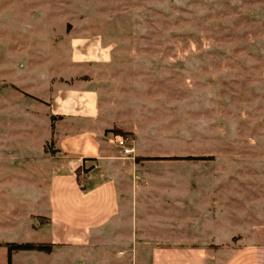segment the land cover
<instances>
[{
  "label": "crops",
  "instance_id": "0c3cea01",
  "mask_svg": "<svg viewBox=\"0 0 264 264\" xmlns=\"http://www.w3.org/2000/svg\"><path fill=\"white\" fill-rule=\"evenodd\" d=\"M65 47L62 59L53 49L0 58V234L26 228L44 241L17 243L51 246L13 251L8 263L0 236V264H33L37 253L51 264H264V185L239 204L231 170L140 169L191 155L119 153L113 134L135 139L138 125L112 114L98 84L112 43L85 31ZM164 175L171 183L154 184Z\"/></svg>",
  "mask_w": 264,
  "mask_h": 264
},
{
  "label": "rangeland",
  "instance_id": "374dc122",
  "mask_svg": "<svg viewBox=\"0 0 264 264\" xmlns=\"http://www.w3.org/2000/svg\"><path fill=\"white\" fill-rule=\"evenodd\" d=\"M85 31L113 46L111 69L98 73L112 114L137 121L135 139L122 135L130 152L117 145L119 153L206 155L142 160L139 168L231 170L239 204L263 193L264 0H0V58L8 51L46 58L51 49L63 58L70 37ZM157 183L171 182L164 175ZM0 236L7 243L45 238L26 228ZM29 260L52 263L50 254Z\"/></svg>",
  "mask_w": 264,
  "mask_h": 264
},
{
  "label": "trees",
  "instance_id": "16d2710c",
  "mask_svg": "<svg viewBox=\"0 0 264 264\" xmlns=\"http://www.w3.org/2000/svg\"><path fill=\"white\" fill-rule=\"evenodd\" d=\"M119 134L123 136H128V133H124L122 131H118ZM210 158L209 156H185V157H171L168 159H191V160H200V159H207ZM4 246L7 248V259L8 263H10V255L13 251L19 250H38V251H50L51 246L48 244L42 243H4Z\"/></svg>",
  "mask_w": 264,
  "mask_h": 264
},
{
  "label": "built area",
  "instance_id": "2783aa9c",
  "mask_svg": "<svg viewBox=\"0 0 264 264\" xmlns=\"http://www.w3.org/2000/svg\"><path fill=\"white\" fill-rule=\"evenodd\" d=\"M113 141L120 147V149H123L124 153H129L130 150L128 148H125V141L124 138L121 135H114L113 136Z\"/></svg>",
  "mask_w": 264,
  "mask_h": 264
}]
</instances>
